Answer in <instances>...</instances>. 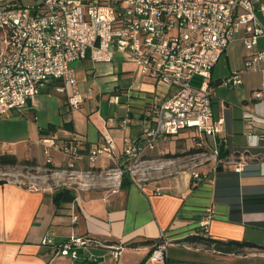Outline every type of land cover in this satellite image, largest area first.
I'll list each match as a JSON object with an SVG mask.
<instances>
[{
	"label": "crops",
	"instance_id": "crops-1",
	"mask_svg": "<svg viewBox=\"0 0 264 264\" xmlns=\"http://www.w3.org/2000/svg\"><path fill=\"white\" fill-rule=\"evenodd\" d=\"M242 45L239 38L222 55L221 59L227 57L231 65L224 77L215 75L220 61L212 71L214 115L223 121L222 132L214 137V142L215 148L222 144L223 151L228 152L226 158L218 160L225 173H217V165L209 175L203 170L202 180L197 181L193 172H181L159 184L154 182L149 188L140 187L134 180L126 186H121V182H96L74 189L75 201L62 203L59 208L54 201L57 188L31 190L19 182L6 181L0 184V264H264V249L222 253L213 246L187 240L199 234L216 240H245L264 247V203L256 200L264 197V143L256 145L257 137L248 138L249 133L260 135L262 129H249L244 120L248 111L264 116V101L254 97L261 86L258 76L264 74L260 70H246L240 86L227 88L220 84L243 67L247 52L241 49ZM261 51L264 37L254 48V52ZM125 62L132 67L128 71L120 68ZM74 68L84 104L78 109L70 108L66 93L57 91L61 82L48 83L23 114L0 117L1 153L41 161L45 159L46 145L78 141L84 155L79 161L82 162L88 161L89 148L103 142L106 136L113 141V156L103 155L96 161L98 166L126 155L137 156L127 151L153 127L149 113L151 97L154 92L168 96L167 89L139 77L134 64L124 61L121 55L114 63L94 64L86 59L74 63ZM133 78L137 84L127 82ZM102 79L107 85L99 90L96 83ZM219 88L234 90L238 99L233 103L218 99ZM123 95L124 102L120 97ZM94 96L108 97L110 103L125 108L124 113L104 116L100 102L91 105ZM225 114L233 117V133L246 136V146L234 147L236 143L228 140ZM125 118L130 119L128 125L121 123ZM235 122H242V127ZM137 126L141 127V134L137 133ZM242 155L257 159L242 160L245 169L238 172L236 167ZM51 157L56 166L69 162L57 149L51 150ZM227 171L236 172L238 177L231 178ZM210 215L212 219L204 223ZM163 234L170 242L168 257L165 261H152L150 254ZM71 237L92 238L101 246L81 250L80 258L73 261L57 254L52 247ZM46 238L51 243L44 244Z\"/></svg>",
	"mask_w": 264,
	"mask_h": 264
},
{
	"label": "built area",
	"instance_id": "built-area-1",
	"mask_svg": "<svg viewBox=\"0 0 264 264\" xmlns=\"http://www.w3.org/2000/svg\"><path fill=\"white\" fill-rule=\"evenodd\" d=\"M262 19L260 0H42L30 6L0 0V117L23 114L30 101L55 80L61 82L57 91L66 93L68 106L80 108L85 97L74 63L86 59L94 64L114 63L121 55L134 64L139 77L169 93L165 97L153 93L149 104L153 127L131 145L128 154L144 156L158 141L185 130L217 137L223 121L214 115L212 71L240 38L247 52L244 68L234 70L220 84L240 86L246 70L264 74V51L254 52L264 37ZM254 97L264 101V83ZM244 120L249 129H262L260 135L249 133L248 138L257 137L256 145L264 143V116L248 111ZM121 123L128 125L130 119ZM52 149L61 151L70 167L84 159L78 141L46 145L49 163H53ZM113 151V141L105 136L89 148L87 159L94 164L103 155L112 157ZM242 160L243 155L238 172L245 169ZM192 177L202 180L198 173ZM20 184L39 189L35 183ZM211 219L212 215L204 223ZM43 242L51 243L47 238ZM169 244L163 234L150 259L165 261ZM100 246L85 237L52 244L57 254L73 261L80 258L81 250Z\"/></svg>",
	"mask_w": 264,
	"mask_h": 264
},
{
	"label": "rangeland",
	"instance_id": "rangeland-1",
	"mask_svg": "<svg viewBox=\"0 0 264 264\" xmlns=\"http://www.w3.org/2000/svg\"><path fill=\"white\" fill-rule=\"evenodd\" d=\"M6 1L16 2L20 6H30L42 0ZM242 46L241 49L243 48L245 50L244 44ZM122 64L120 67L122 71H128L132 68L126 62ZM230 66L227 57L224 56L215 68V75L224 77L228 73ZM242 68H244V65ZM258 77L260 79V88H262L264 76L259 75ZM124 82L122 80L120 83L123 84ZM127 82L137 84L135 78ZM106 85V81L103 79L96 83V87L99 90ZM120 97L122 102L126 101L124 99L125 95ZM238 97L234 90H228L226 88L217 89L218 99L233 103ZM95 102H100L101 110L106 117L114 116L118 112L124 113L125 111V108H122V106L110 103L108 97L106 99H102L101 97L98 99L94 96L90 103L94 105ZM215 110L218 113V107ZM224 116L228 121L226 133L228 140H230L231 144L236 143L234 147L246 146V136L244 134L235 135L232 131L230 123L233 121V117L229 114H225ZM236 124L240 127L242 122H237ZM140 128V126L135 128L138 134L142 133V129ZM233 138H235V142ZM214 141L215 138L213 136L207 137L204 134H197L194 131L185 130L176 136L158 141L156 148L144 156L139 157L137 155L138 157H135L133 155V157L129 158V155H126L123 158L106 163L102 167L96 163L91 164L83 160L82 162L75 163L74 167H70L69 163H66L58 166L54 165L53 168H50L47 166L46 155L45 159L38 161L36 158H23L15 154L19 160L35 159L37 165L33 167L22 165L0 167V180L16 181L26 185L35 183L38 187H67L73 191L82 185H91L96 182H106L110 183L109 185H114V183L119 184L122 181L123 172L127 170L140 187L149 188L152 183L156 182L159 184L161 181L171 179L181 172H193L204 175V170L209 175L210 171H212L211 169L219 163L218 155L214 152L216 145ZM254 159L257 158L249 159L248 156L244 157L245 161L253 162Z\"/></svg>",
	"mask_w": 264,
	"mask_h": 264
},
{
	"label": "trees",
	"instance_id": "trees-1",
	"mask_svg": "<svg viewBox=\"0 0 264 264\" xmlns=\"http://www.w3.org/2000/svg\"><path fill=\"white\" fill-rule=\"evenodd\" d=\"M228 156V152L223 151V146L220 144V152L218 155V159L222 160ZM17 165L22 166H36L37 161L35 159H23L19 160L18 157L13 153H1L0 152V167H15ZM47 166L50 168H53V163L47 162ZM217 173H225L224 168L222 164H219L216 168ZM228 176L231 178L238 177V174L233 171H227ZM133 178L131 177L129 171H124L122 174V181L121 186H126L130 183H132ZM5 180H0V184L5 183ZM256 200L263 201L264 203V197H259ZM54 201L56 203V206L59 208L62 203H72L75 201V194L73 191L67 187L57 188L54 193ZM92 239V238H91ZM187 240H191L193 242H199L204 243L208 246H213L217 251H220L222 253H235L239 254L244 251L246 248H260L264 249L263 246L257 245L256 243L249 242V241H236V240H216L211 239L209 236L205 235H195L190 236L187 238Z\"/></svg>",
	"mask_w": 264,
	"mask_h": 264
}]
</instances>
